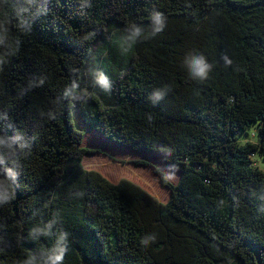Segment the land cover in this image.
Listing matches in <instances>:
<instances>
[{"label": "trees", "instance_id": "16d2710c", "mask_svg": "<svg viewBox=\"0 0 264 264\" xmlns=\"http://www.w3.org/2000/svg\"><path fill=\"white\" fill-rule=\"evenodd\" d=\"M87 132L170 198L83 167ZM0 139V264H264V0H0Z\"/></svg>", "mask_w": 264, "mask_h": 264}, {"label": "rangeland", "instance_id": "374dc122", "mask_svg": "<svg viewBox=\"0 0 264 264\" xmlns=\"http://www.w3.org/2000/svg\"><path fill=\"white\" fill-rule=\"evenodd\" d=\"M82 146L98 150L83 155V167L99 171L114 183L121 178H128L141 185L161 202H166L170 198V190L162 185L159 172H162L164 177L173 184L180 176L179 171L166 162L162 156L117 146L103 140L94 132L85 134ZM141 160L148 163L139 164ZM254 161L264 170L263 160L254 155Z\"/></svg>", "mask_w": 264, "mask_h": 264}, {"label": "clouds", "instance_id": "9594fccd", "mask_svg": "<svg viewBox=\"0 0 264 264\" xmlns=\"http://www.w3.org/2000/svg\"><path fill=\"white\" fill-rule=\"evenodd\" d=\"M151 19L153 24L152 34L155 35L156 33H159L163 30L165 26V21L163 14L158 11H154L151 13ZM126 31L128 33L126 39L133 42L135 41L136 38L140 37L142 34L141 29L135 26H133L130 29H127ZM228 62L230 63V61ZM188 63L192 76L194 78H200L201 80L207 77L208 72L211 69V65L207 63L206 59L202 55H197L192 57ZM96 82L104 90H108L111 87V82L109 78L103 73H100L98 75ZM151 98L153 100V103H155L158 100L163 99V93L161 91H156L152 94ZM4 144L5 141L0 139V145H4ZM62 259H63V249H61L60 254L55 255L54 257H50L48 264H60V261H62ZM29 264H31V262H29Z\"/></svg>", "mask_w": 264, "mask_h": 264}, {"label": "water", "instance_id": "95a60500", "mask_svg": "<svg viewBox=\"0 0 264 264\" xmlns=\"http://www.w3.org/2000/svg\"><path fill=\"white\" fill-rule=\"evenodd\" d=\"M161 183H162V181H161Z\"/></svg>", "mask_w": 264, "mask_h": 264}]
</instances>
